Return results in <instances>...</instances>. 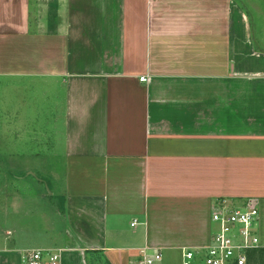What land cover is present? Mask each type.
Listing matches in <instances>:
<instances>
[{"label": "crops", "instance_id": "0c3cea01", "mask_svg": "<svg viewBox=\"0 0 264 264\" xmlns=\"http://www.w3.org/2000/svg\"><path fill=\"white\" fill-rule=\"evenodd\" d=\"M243 1L53 0L45 11L0 0V94L20 95L24 122L33 114L27 142L51 147L0 158L40 163L8 175L0 224L20 221L24 176L66 221L48 246L6 230L0 264L36 250L60 264H138L156 251L155 264H182L209 244L222 204L257 206L264 247V0Z\"/></svg>", "mask_w": 264, "mask_h": 264}, {"label": "rangeland", "instance_id": "374dc122", "mask_svg": "<svg viewBox=\"0 0 264 264\" xmlns=\"http://www.w3.org/2000/svg\"><path fill=\"white\" fill-rule=\"evenodd\" d=\"M41 1L43 2L45 11L47 10V7H49V4L54 5L51 3L53 0ZM243 2L247 7L249 1L244 0ZM51 5L49 10L50 12L53 11V7ZM6 94L7 96H5V93L0 94V158L10 159L11 157H17L19 152L22 154V151L31 148L36 149L38 147L51 153V147L36 146L32 143L30 145L29 142H27L30 135V123L33 119V114L28 113L27 121L24 122V117H22V114L25 113V109L23 106L19 105V103H16V101L20 99V95H18L15 90L13 91L11 88L6 91ZM5 98L12 102L14 101L15 103H9L8 105H5ZM35 110V108L28 107V112ZM25 115L26 114H24V116ZM52 137L53 136L46 137L44 141L52 143ZM54 148L57 149V147ZM59 150L62 152L61 148ZM18 158L20 159V157ZM39 164V162H36V159H33L29 162L9 161L5 163L0 161V176H2V178L0 177V198L1 195L5 197L10 191V187L7 183L8 175L11 177L19 173L24 175L25 169L28 167L31 170L30 173L34 175L33 172L37 171ZM51 164L53 163H50V165ZM58 164L59 167L57 169L63 170L61 167L64 166V163ZM11 179L13 180L14 178ZM17 181L16 187H18L20 192H22L24 195H28V197L24 199L26 205L24 204L22 207H20V211H22V214L20 215V221L18 220L17 216H12L14 217L13 222L9 221V224L5 226L0 224V235L4 234L6 230H10V238L20 237L24 240L25 244L31 248L38 246H48L49 244L53 245L55 243L62 242L66 221L62 213H60L57 209L59 200L53 198L50 195V190L42 186L41 182L33 179L31 176L29 178L24 176L23 179ZM63 181L59 182L60 188L62 190H64ZM13 192L15 193L14 195H18V193H20L14 188ZM6 211L7 213L12 212L8 206L7 208L4 206L3 201L0 203V222H2V219H4L3 215L6 213ZM62 212L64 213L63 207ZM89 262H91V259Z\"/></svg>", "mask_w": 264, "mask_h": 264}, {"label": "built area", "instance_id": "2783aa9c", "mask_svg": "<svg viewBox=\"0 0 264 264\" xmlns=\"http://www.w3.org/2000/svg\"><path fill=\"white\" fill-rule=\"evenodd\" d=\"M140 80L145 81V77ZM259 209L252 203L234 208L222 204L212 213L214 231L204 251L186 249L182 264H193L200 255L204 264H247L248 252L260 248L256 231ZM135 224V223H132ZM162 255L159 251L145 255L138 264H155ZM24 264H60V253L31 251L23 256Z\"/></svg>", "mask_w": 264, "mask_h": 264}, {"label": "trees", "instance_id": "16d2710c", "mask_svg": "<svg viewBox=\"0 0 264 264\" xmlns=\"http://www.w3.org/2000/svg\"><path fill=\"white\" fill-rule=\"evenodd\" d=\"M248 257L247 264H264V247L249 251Z\"/></svg>", "mask_w": 264, "mask_h": 264}]
</instances>
